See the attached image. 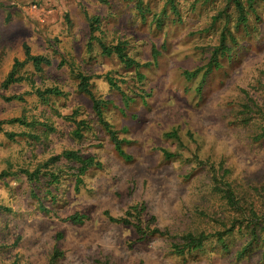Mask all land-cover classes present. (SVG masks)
I'll use <instances>...</instances> for the list:
<instances>
[{"label": "rangeland", "instance_id": "rangeland-1", "mask_svg": "<svg viewBox=\"0 0 264 264\" xmlns=\"http://www.w3.org/2000/svg\"><path fill=\"white\" fill-rule=\"evenodd\" d=\"M108 1L0 0V122L24 118L54 129L3 124L0 175L32 172L66 151L99 163L79 186L81 164L66 159L33 184L25 175L23 182L0 178V264H50L55 248L63 253L57 264H264V233L257 230L255 241L253 226L248 228L251 210L264 217V138L257 139L264 120L242 112L249 99L264 112V0L254 11L241 0L248 10L245 25L229 0H175L176 12L170 0H141L143 11L136 1ZM92 16L101 18L98 40L128 41L129 56L152 66L129 69L115 55L104 56L98 41L89 51ZM223 35L227 53L199 91L205 71L196 78L187 74L209 64ZM26 43L53 65L41 74L28 65L22 74L36 88H58L67 96L48 103L36 95L25 96L24 103L5 100L32 91L30 82L1 88L15 59L24 60ZM153 49L159 52L156 62ZM62 59L92 76L93 93L110 101L104 117L129 159L116 151L70 68L58 69ZM75 110L78 120L92 126L83 140L64 119ZM7 133L23 136L11 141ZM164 151L177 157L168 159ZM212 167L228 171L238 209L214 190ZM141 205L144 226L155 217L151 227L169 237L141 240L132 226L105 215L121 218ZM76 213L88 217L83 225L64 222ZM229 229L225 245L212 237L202 251L174 252L189 232Z\"/></svg>", "mask_w": 264, "mask_h": 264}, {"label": "trees", "instance_id": "trees-1", "mask_svg": "<svg viewBox=\"0 0 264 264\" xmlns=\"http://www.w3.org/2000/svg\"><path fill=\"white\" fill-rule=\"evenodd\" d=\"M103 5H109L108 0H98ZM126 2H137V7L139 10L143 11V2L141 0H123ZM258 0H248V10L254 11V6L256 5ZM229 2H232L236 8L239 11L240 24H247L248 22V10L246 9L245 5L241 2V0H229ZM170 4L172 6V10L176 12L175 7V0H170ZM145 12V11H144ZM89 42L87 44V48L89 51L92 50L93 42L98 41L101 49L102 54L107 57L116 56L120 62L127 68L132 69L136 68L137 70L142 69L143 67L149 68L152 66L153 63H147L145 65H141L140 63L133 60L129 54V43L128 41H120L116 45H107L102 40H98L96 37V33L100 31V24H101V18L97 16L89 17ZM161 20V19H159ZM226 37L223 35V38L221 40V47L216 49L213 53V57L211 58L209 64L204 69H199L193 73H188L187 76L190 78H196L201 72H204L203 79L199 88V91L202 90V87L205 84L206 78L214 71L220 68L221 62L220 57L222 54L227 53V46L225 44ZM24 50V60H20L18 58L15 59L14 64L12 66L11 71L7 75L6 79L1 85V88L3 90H8L11 86L16 84H21L24 82H30L32 86V91L27 92L24 95H14L11 97L5 98L7 102H25V96L28 95H36L39 100L42 103H48L50 97H65L67 96L66 93L61 91L58 88H48L46 90H41L39 88H36L34 86V81L31 80V78L25 76L22 74L23 70L28 66L32 65L35 72L38 74H41L44 72L45 68L51 67L53 65V60L49 58L48 56L44 55H36L32 52V48L27 43L23 46ZM153 57L154 61L156 62L159 58V52L155 49H153ZM66 66H68L71 70L72 75L75 77V79L78 81V92L81 94H84L85 96L89 97L92 101L93 110L98 117L99 122L102 124V126L105 128L107 133L109 134L111 141L114 144V147L118 154L124 158L129 159L130 157L126 155V153L123 150V144L124 141L119 138L118 133L113 129V127L106 121L104 117V109L111 104L110 101H105L101 98H97L96 95L93 93L91 89V81L93 79L92 76L86 75L80 71H78L72 63H68L67 60H61V62L58 65V69H63ZM262 76H264V70L261 72ZM243 114H261L262 119L264 120V112H262V109H260L255 101L252 99H249V103H246L243 105ZM262 112V113H261ZM79 117V111L75 110L72 115L65 116L64 119L67 122L73 123L76 126L75 131L73 132V136L77 140H83L84 139V133L85 132H91L92 126L89 124L86 120H78ZM245 122H249V117L245 119ZM3 124H10L15 125L19 124L24 127H33V126H41L45 128L47 132H53L54 129H51L46 124L37 123V122H27L24 118H14L8 121H2L0 122V129ZM7 138L11 141H14L17 137L23 136L21 134L16 133H7ZM264 138V127L262 128V133L258 135L257 139L261 140ZM164 155L168 159H172L173 157H177L176 154L169 153L167 151H164ZM62 159H66L68 161H76L81 164V167L79 169V173L77 175V185H81L83 182V177L87 174V172L95 167L99 166V163L94 158H87L84 159L79 155V153L75 151H66L62 153L61 155L52 157L49 161L46 163L39 165L34 171L30 172L29 170H22L19 172L11 173L4 172L0 175L1 179L7 178L9 176L15 178L19 182H23V176L25 175L26 181L29 184H33L35 182H39L42 175L47 176L45 172H48V170L51 168L53 164L56 162L61 161ZM45 171V172H44ZM223 173V174H221ZM212 174H213V181L215 183L214 190L221 194L222 197L227 200L229 205L232 208L239 207V201L235 195V192L232 188V186L228 183L226 180V177L228 175V171L223 169L221 167L220 169H216L212 167ZM221 174V175H220ZM54 176V175H53ZM52 176V177H53ZM54 180H57L55 177H53ZM238 209V208H237ZM146 211V206L141 205L138 207H131L125 214L124 217L121 218H115L110 215L109 212H106L105 215L109 218L110 221L113 223H117L123 226H132L136 233L138 234L139 238L141 240L146 239L148 236H160V237H169L170 233L166 230H162L158 227H151L156 224V218L153 217L149 224L144 226L142 221H140V217L142 214ZM88 217L79 213H76L74 215H71L64 219V222H70L74 225H83L87 221ZM248 228H251L252 234L254 237V240L257 241V230H260L262 233H264V217H260L259 214L256 213L255 210L250 211V217H249ZM233 231L232 229H229L225 232H218L217 234H206L204 232L200 234H194V233H187L181 237V240L183 241V245H175L174 252L179 256H184L186 253L189 252H197L202 251L205 243L210 240L212 237L217 238L219 243H222L225 245V234H228L229 232ZM61 238V236H59ZM264 241V239H263ZM252 244V243H251ZM251 245H247L245 249L248 250ZM242 252L240 253V256H242ZM63 257V253L55 248L54 253L50 259V264H57V261Z\"/></svg>", "mask_w": 264, "mask_h": 264}]
</instances>
